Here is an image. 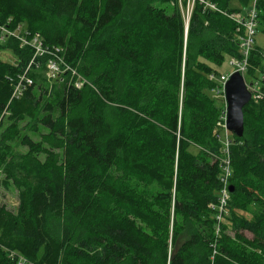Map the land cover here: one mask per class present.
I'll return each mask as SVG.
<instances>
[{
  "label": "trees",
  "instance_id": "trees-1",
  "mask_svg": "<svg viewBox=\"0 0 264 264\" xmlns=\"http://www.w3.org/2000/svg\"><path fill=\"white\" fill-rule=\"evenodd\" d=\"M207 1L218 10L200 0H0L1 24L59 48L86 79L58 84L53 101L51 56L32 62V46L5 39L17 62L0 59V119L6 109L36 117L50 147L25 135L45 160L20 165L0 141V168L22 186L17 211L0 205V264H19L10 251L33 264H264V98L245 106L244 135H230L234 191L219 222L223 103L209 79L212 65L241 55L229 14L251 0ZM257 7L264 30V0ZM261 57L255 47L249 73L264 91Z\"/></svg>",
  "mask_w": 264,
  "mask_h": 264
},
{
  "label": "built area",
  "instance_id": "built-area-1",
  "mask_svg": "<svg viewBox=\"0 0 264 264\" xmlns=\"http://www.w3.org/2000/svg\"><path fill=\"white\" fill-rule=\"evenodd\" d=\"M195 1V0H193ZM202 3H205L207 6H210L212 9L218 10L215 4L207 1V0H200ZM259 0H251L250 5L248 8L245 9V11L242 13L234 12L229 14L230 17H232L239 25L238 31H241L240 35V47H241V55L239 57H232V65H233V71L231 73H224V72H211L209 74V79L213 80L217 83V85L213 89V95L217 99L221 100L223 103V109L221 111L220 119L217 122V129L219 131V128H223L226 130L225 133V147H224V155L221 157L222 162V175H221V188L219 191V198L217 202V208H218V221L221 222L223 220V213L227 210H229V203L232 197V191L230 190L231 187V178L233 175V169H232V162L230 157V134L229 130L227 128V113H228V107H227V101H226V83L229 80L231 74L235 71L240 72L246 81V84L248 88L251 90L253 99L260 100L264 98V91L261 87L263 76L261 77H254L249 76L250 80L247 79L246 75H249V67H250V58L253 50L255 49V43H256V34L259 29V12H258V4ZM193 8V5L189 4V13H191ZM11 20V19H10ZM10 22V21H9ZM242 31H244L242 33ZM0 34L1 39L5 40L8 37H16L20 40L21 45H30L34 49V57L32 62L35 60V58L44 57L45 55H50L51 57L48 59V68L49 72H52L53 70L57 69L59 67V63L63 62L66 66L72 68L69 66L65 61L63 56H61L58 51H60L59 48L50 49L48 48L42 39L38 35L31 36L28 31L24 29L23 25H18L15 29H12L9 26H6L4 24L0 23ZM264 56V52H263ZM31 62V63H32ZM31 65V64H30ZM30 67V66H29ZM28 71V69H27ZM26 71V72H27ZM77 77L78 82H76V86L82 87L86 79L83 78L76 69L73 70ZM22 79H24L26 82L31 83V78L26 75V73L23 75ZM256 80V83L254 82ZM24 86L18 85L14 96L13 97H19L22 95ZM220 138L222 139V135L220 134ZM10 255L12 258H15L19 264H33L31 261H29L25 256L22 254L10 251Z\"/></svg>",
  "mask_w": 264,
  "mask_h": 264
},
{
  "label": "rangeland",
  "instance_id": "rangeland-1",
  "mask_svg": "<svg viewBox=\"0 0 264 264\" xmlns=\"http://www.w3.org/2000/svg\"><path fill=\"white\" fill-rule=\"evenodd\" d=\"M189 2L188 7L185 8L186 17L188 20L190 17ZM232 6L234 8H239L242 13L245 11L243 6L237 1L233 2ZM255 47L264 52V30L262 27H259L257 31ZM261 58L262 63L264 64V56ZM0 59L10 64H15L17 62V54L14 49L7 44L6 40L2 42V46L0 47ZM231 62V57H226L221 65H212V67L219 72L231 73L234 69ZM73 70L66 66L63 62H60L59 67L52 72H49V70H47L48 86H52L55 84L58 87L57 89H54L53 95L50 97L53 101L57 99L60 93L61 87H59L58 84L63 85L65 81H72L75 83L78 82V77ZM41 71L42 69L39 68L35 69L33 72L39 74ZM246 76L247 79L250 80L249 76L252 75H250L249 73V75ZM254 82L256 83V80H254ZM48 132L49 130L40 125L36 117H32V115L26 113L13 114L12 111L6 109L2 118L0 119V141L4 145L5 143L9 145L8 147H5V150H7L10 155L14 154L18 156L21 160L19 162L20 165L26 163H34L37 159H41L43 161L45 160L44 153L39 155L31 153L29 151V148L23 144V138L25 137V135H27L36 142H40L44 147H50V144L46 142L44 137L42 136L43 133ZM219 132L222 135L221 141L224 144L226 130L223 128H219ZM229 134L232 136V133L230 131ZM55 143H59V141L56 139ZM55 143L52 141L51 144L54 145ZM223 146L225 147V144ZM19 183H21V179L18 175H15L14 179L8 178L6 170L4 168H0V205L5 204L8 208L17 211L20 206L19 190L22 188ZM228 233L234 235V232L232 231L230 226L228 228ZM244 233L250 238L253 237V234L249 231H244Z\"/></svg>",
  "mask_w": 264,
  "mask_h": 264
},
{
  "label": "water",
  "instance_id": "water-1",
  "mask_svg": "<svg viewBox=\"0 0 264 264\" xmlns=\"http://www.w3.org/2000/svg\"><path fill=\"white\" fill-rule=\"evenodd\" d=\"M225 89L228 107L227 128L232 134L241 137L245 132L244 108L251 102L253 95L244 76L238 71L231 74ZM230 190L234 191L233 185H231Z\"/></svg>",
  "mask_w": 264,
  "mask_h": 264
}]
</instances>
